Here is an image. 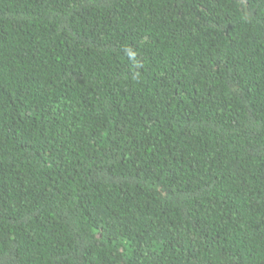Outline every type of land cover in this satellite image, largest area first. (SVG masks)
I'll return each instance as SVG.
<instances>
[{
  "label": "trees",
  "instance_id": "16d2710c",
  "mask_svg": "<svg viewBox=\"0 0 264 264\" xmlns=\"http://www.w3.org/2000/svg\"><path fill=\"white\" fill-rule=\"evenodd\" d=\"M0 264H264V0H0Z\"/></svg>",
  "mask_w": 264,
  "mask_h": 264
}]
</instances>
